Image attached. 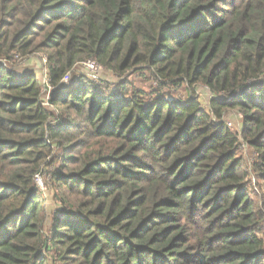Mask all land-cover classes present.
Masks as SVG:
<instances>
[{
    "label": "trees",
    "instance_id": "obj_1",
    "mask_svg": "<svg viewBox=\"0 0 264 264\" xmlns=\"http://www.w3.org/2000/svg\"><path fill=\"white\" fill-rule=\"evenodd\" d=\"M0 264H264V0H0Z\"/></svg>",
    "mask_w": 264,
    "mask_h": 264
},
{
    "label": "rangeland",
    "instance_id": "obj_2",
    "mask_svg": "<svg viewBox=\"0 0 264 264\" xmlns=\"http://www.w3.org/2000/svg\"><path fill=\"white\" fill-rule=\"evenodd\" d=\"M33 63L35 64V66H39L41 67V61L38 59H34ZM44 65V62H43ZM83 72H86V75L89 79V81L97 84V85H102L105 83L111 84V85H115L119 80H117L116 78H111L107 73H104L101 69H99V71H91L89 68H87L85 65H81ZM39 69V68H37ZM40 72V70H37V73ZM134 84L136 85V87L138 88H146L147 84L146 83H141V82H137L136 80L134 81ZM150 87V86H149ZM204 97L206 96L205 94H202ZM202 103L205 105V100H202ZM228 124L231 128L235 129V130H240L242 126V116L239 113H232L229 118H228ZM242 154L246 155L248 158L247 160L249 161V163L251 164L253 162L254 159V153L252 152L251 149L249 148H244V151L242 150ZM40 183H42L41 179H39ZM51 191H47L48 194V204L50 205L51 202ZM47 204V205H48ZM50 222L48 221L46 226L47 228L49 227Z\"/></svg>",
    "mask_w": 264,
    "mask_h": 264
},
{
    "label": "built area",
    "instance_id": "obj_3",
    "mask_svg": "<svg viewBox=\"0 0 264 264\" xmlns=\"http://www.w3.org/2000/svg\"><path fill=\"white\" fill-rule=\"evenodd\" d=\"M87 68H89L91 71H99V67L94 62H88L84 64Z\"/></svg>",
    "mask_w": 264,
    "mask_h": 264
}]
</instances>
